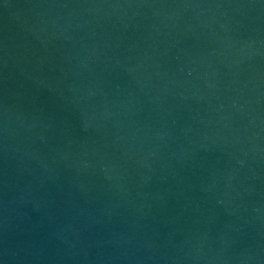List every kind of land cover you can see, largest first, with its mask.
I'll list each match as a JSON object with an SVG mask.
<instances>
[{
  "label": "water",
  "instance_id": "water-1",
  "mask_svg": "<svg viewBox=\"0 0 264 264\" xmlns=\"http://www.w3.org/2000/svg\"><path fill=\"white\" fill-rule=\"evenodd\" d=\"M0 264H264V0H0Z\"/></svg>",
  "mask_w": 264,
  "mask_h": 264
}]
</instances>
